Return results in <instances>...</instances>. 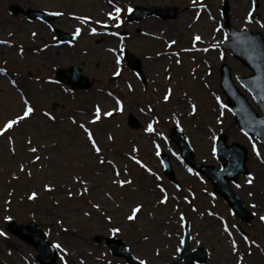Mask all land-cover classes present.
Wrapping results in <instances>:
<instances>
[{"label": "rangeland", "instance_id": "rangeland-1", "mask_svg": "<svg viewBox=\"0 0 264 264\" xmlns=\"http://www.w3.org/2000/svg\"><path fill=\"white\" fill-rule=\"evenodd\" d=\"M224 2L236 29L264 38V0H0V128L27 106L34 109L0 135V264H39L37 251L5 228L8 218L34 220L59 245L55 264H126L93 239L97 234L122 239L146 264H184L177 256L185 221L192 248L208 252L202 264H264V144L239 129L219 85L226 62L258 110L236 80L252 71L218 45L229 39ZM11 3L59 12L56 28L80 32L60 42L46 23L11 14ZM137 5L176 6L178 13L127 21ZM123 48L140 59L144 82L127 66ZM70 65L81 68L90 88L70 89L54 79L57 67ZM129 113L138 128L128 126ZM177 125L198 163L220 167L214 154L219 134L247 148L249 175L231 187L254 213L250 222L233 215L206 177L181 160L168 138ZM161 152L170 157L179 187L163 173Z\"/></svg>", "mask_w": 264, "mask_h": 264}, {"label": "water", "instance_id": "water-1", "mask_svg": "<svg viewBox=\"0 0 264 264\" xmlns=\"http://www.w3.org/2000/svg\"><path fill=\"white\" fill-rule=\"evenodd\" d=\"M254 4H257L256 0H254ZM228 10V4L224 2L221 6V16L224 18V27L227 30L229 39L225 38L218 45L224 51L229 50L232 56L252 71L248 75H236V80L249 92L258 110L252 106L246 95L235 85L230 67L226 62H222L219 67V85L226 96L225 106L232 113L233 120L239 129L248 137H253L264 144V38L259 31L253 32L246 27L236 29L229 21ZM8 11L13 15L22 13L28 20H40L51 25L57 34L56 38L60 42H72L76 39V34H70L54 27L53 21L59 17V15H55L58 12L34 8L24 9L18 3L9 4ZM177 13L178 7L176 6L152 5L147 7L137 5L129 12L127 21H138L148 16L174 19ZM137 32L147 33L142 28H138ZM125 33L124 30L121 32V34ZM122 55L127 66L139 80L144 82L140 59L128 51L127 48L122 49ZM54 79L64 83L70 89L86 90L92 85V81L82 73L81 68L73 65L67 68L57 67L54 72ZM113 79L114 77L110 78V80ZM127 124L133 129L140 126L139 120L132 113L127 116ZM168 138L178 147L181 160L195 172L206 177L214 192L225 200L233 215L244 222H250L253 219L254 213L245 207L240 197L231 187V183H237L240 175H249L246 165L248 153L244 145L235 141L227 143V137L224 134L217 135L214 141V152L220 167L216 168L213 165L195 161L194 151L180 126L172 127L168 132ZM159 159L162 163L163 173L176 187H179L171 166L170 157L165 152H161ZM5 228L37 251L35 260L39 264H55L59 252L48 240L44 230L34 220L21 223L8 218ZM93 239L108 246L110 253L124 259L126 264H140V260L130 252L122 239L98 234ZM180 245L177 258L184 264H202L206 261L207 250L203 247L192 248L191 246V227L188 221L183 223ZM167 264H178V262L172 261Z\"/></svg>", "mask_w": 264, "mask_h": 264}, {"label": "snow or ice", "instance_id": "snow-or-ice-1", "mask_svg": "<svg viewBox=\"0 0 264 264\" xmlns=\"http://www.w3.org/2000/svg\"><path fill=\"white\" fill-rule=\"evenodd\" d=\"M120 11H121V9L118 8V7L115 9V13L117 14V16H118V14L120 13ZM129 11H131V9H129ZM55 15H60V14H59V13H56ZM251 15H252V13L250 12V13H249V17H251ZM83 19L86 20L87 18H83ZM79 32H80V30L77 29V33H76V34L78 35ZM93 32H95V29H93ZM195 40H196V41L200 40V37H199V36L195 37ZM117 74H118V73H117ZM164 99L167 101V100L169 99V95H165ZM33 111H34V109H33L32 107L27 106V107L25 108V110H24L22 116L18 117V118L15 119V120H9V121L3 126V128H0V135L6 133L9 129H11V128H12L14 125H16L19 121H22V120H24L25 118H28V117L30 116V114L33 113ZM193 111H195V106H193ZM105 115H107V116H111L112 113H111V112H108V113H105ZM99 118H100V109L97 108V110H96V119L98 120ZM81 127H83V126H81ZM147 131H149V132H152V131H153V127H152L151 124H149V126H148V128H147ZM88 137H89V140H91V141L93 142V147L95 148V150H96L97 152H99L100 149H99L98 147L95 146V141L93 140L92 134H91V133H88ZM30 151H32L33 153H35V152L37 151V149H36V148H31ZM214 151H215V149H214ZM158 154H159V153H158ZM257 155H259V153H257ZM39 159H40V157L37 156V157H36V160L38 161ZM101 163H104V161L101 160ZM116 175L119 176V172H118V171H117ZM252 182H253V181H252V178L250 177V179L248 180V183L251 184ZM120 183H121V185H123V184H125V183H130V181H120ZM45 187L47 188L48 186H45ZM249 195H251V193H250ZM35 197H36V193H32V195H30V196L28 197V199L32 200V199H34ZM166 201H167V196H165L164 199L161 200L160 202H161V203H165ZM139 210H140V209H139V206H138L136 209L133 210V214L130 215V216H128V220H130V221H131V220H134V219L136 218V214H137V212H138ZM260 219H261L262 221H264V216H262ZM225 230L227 231V228H225ZM0 235H3V233H0ZM56 247H59V245H57ZM140 264H146V262H145V261H140Z\"/></svg>", "mask_w": 264, "mask_h": 264}, {"label": "bare ground", "instance_id": "bare-ground-1", "mask_svg": "<svg viewBox=\"0 0 264 264\" xmlns=\"http://www.w3.org/2000/svg\"><path fill=\"white\" fill-rule=\"evenodd\" d=\"M196 50L199 51V50H204V49H203V47H201V48L198 47V48H196Z\"/></svg>", "mask_w": 264, "mask_h": 264}, {"label": "flooded vegetation", "instance_id": "flooded-vegetation-1", "mask_svg": "<svg viewBox=\"0 0 264 264\" xmlns=\"http://www.w3.org/2000/svg\"><path fill=\"white\" fill-rule=\"evenodd\" d=\"M46 11H48V10H46ZM45 23V22H44ZM47 24V23H46ZM47 25H49V24H47ZM50 27H52L51 25H49Z\"/></svg>", "mask_w": 264, "mask_h": 264}]
</instances>
